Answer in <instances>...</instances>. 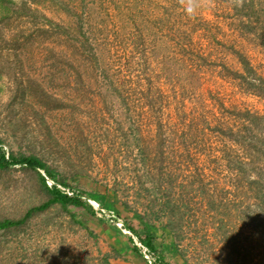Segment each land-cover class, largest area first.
<instances>
[{
	"label": "rangeland",
	"instance_id": "rangeland-1",
	"mask_svg": "<svg viewBox=\"0 0 264 264\" xmlns=\"http://www.w3.org/2000/svg\"><path fill=\"white\" fill-rule=\"evenodd\" d=\"M255 1L256 9L264 5V0ZM65 4L78 15H70ZM242 4V0L34 4L72 27L68 43L80 74L68 70L63 78L59 49L66 45L64 40L39 38L38 44L31 39L28 56L37 60L42 75L47 69L46 44L51 41L54 47L49 57L56 63L52 91L64 99L63 107L40 109L37 117L30 108L13 105L17 112L11 125L3 90L0 135L15 151L43 157L57 178L71 187L99 196H84L98 217L76 209L98 243L54 207L34 216L23 229L0 235V264H103V253L111 254V264H126L128 259L113 256L112 246L127 247V236L137 240L121 223L129 217L141 226L138 215L152 220L157 251L173 264H264V205L257 206L247 181L238 184L227 160L228 154L258 153L254 145L264 140V119L262 127L251 126L246 146L233 140V133L241 135L249 125L245 113L264 116V98L250 93L235 74L244 72L242 55L264 77V46L258 36L264 34V26L256 28L257 34L244 29L241 20L248 19L250 8ZM22 22L23 27L30 25ZM78 37L88 41L99 62L72 46L80 47ZM254 172L251 168L249 175ZM153 180L162 181L164 189L168 180L173 186L163 196L159 191L156 195ZM46 197L34 171L20 165L0 170V218L19 217ZM162 200L170 201L175 213L167 208L163 214ZM114 205L120 206V215L111 219L104 211L112 213L107 209ZM170 217L177 221L178 238L164 229Z\"/></svg>",
	"mask_w": 264,
	"mask_h": 264
},
{
	"label": "trees",
	"instance_id": "trees-1",
	"mask_svg": "<svg viewBox=\"0 0 264 264\" xmlns=\"http://www.w3.org/2000/svg\"><path fill=\"white\" fill-rule=\"evenodd\" d=\"M242 2L243 8H250V12L246 13L248 19L246 21L241 20L242 25L247 31L256 32L257 34L256 28L261 25V27L264 26V5L261 3L259 9H256L257 4L255 0H242ZM38 3L39 0H0V96L4 90V94L7 95L8 98L6 107L8 110L10 109L9 114L12 115L8 123H11L13 119L16 118L17 111L12 109L13 105H24L26 108L32 109L33 114L37 115V117H40V109L46 108L48 110H56L63 107L64 99L57 96L56 93H53L52 91L53 83L56 80V74L52 72V69L56 63H54L53 59H50L49 57L54 55V47L50 46L51 41L46 44V55H44L43 61H47V69L44 72V75H42L37 71V60L31 59L33 57L32 55L28 56L32 47L31 39L38 40V44H40L39 38H43V40L47 38L52 39L53 42H55V38L56 40H64L66 45H64L62 49H59V54L61 56L60 60H62V63L64 62V67L61 71L64 73L63 78L65 79L69 75L67 74L68 70H73V72H78V75L80 74V67L74 63V56L71 54L73 50L71 44L68 43L69 40L73 39L72 27L49 17L41 9L34 6V4ZM65 8L70 15H78L66 4ZM261 13L263 14V17H260ZM260 19L262 20L260 21ZM22 20L30 23V25L23 27ZM256 22H258V24ZM32 27L33 29L31 30ZM7 29H10L9 33L6 31ZM263 30L264 28H262V31ZM82 33L84 34V32ZM258 36L261 40L262 46H264V34L259 33ZM79 41L80 47H78L76 43H73L72 46L74 48H82V53L89 52L87 55L93 57L94 62H99V57H97L92 51V47L88 41L83 40L82 38H79ZM41 56L42 55H40V58ZM80 56V65L82 64L83 66L85 57L83 54ZM240 56L244 72H236V76L242 81V84L246 86V89L250 93L264 98V77L257 75L250 62L244 56ZM26 58L31 62L27 61ZM245 117L249 119V125L246 126L243 134L239 135V132L233 133L234 142L237 144L241 143L244 146H246L247 132L253 131L251 126L260 123L259 125L262 127L261 119H264V116L260 117L252 115L249 112L245 113ZM255 139L256 137L254 140ZM8 146L10 145L6 138L0 135V170H6L15 165H20L34 171L37 183L47 197L38 204L30 206L19 217L5 216L0 218V235L9 231L21 230L34 216L46 213L54 207H59L62 212L68 214L75 224H79L80 227L85 229L94 241L98 243L94 230L81 220L80 215L76 211V209H84L89 214L98 217L97 210H95L89 200L84 197L85 195L91 194H88L84 190L71 187L64 179L57 178L54 168L43 157L34 153L24 154L17 152L11 146ZM254 146L259 148L258 153L249 154L244 157L228 154L227 160L230 169L238 176V184H243L247 181L249 184L247 187L253 193V196L257 201V206L263 208L264 140L260 145L255 144ZM251 168L255 171L252 177L249 175V170ZM78 175L84 176L85 174L80 172ZM49 179L54 181L52 185H49ZM171 181L172 180H168L169 184L166 189H164L161 184L162 181L158 182L153 180V184L155 185H153L154 189H152V192L154 191L156 195L161 192V195L163 196L165 194L164 190L170 189L169 186H173ZM59 185L69 187L71 189H69V191L72 192V194H69L67 191L59 187ZM156 191L159 192L157 193ZM91 196L92 198L99 199L97 194H92ZM168 200H162V203H160L161 208L163 209H161V211H164L163 214H165L167 208L175 213L173 204ZM101 205L103 204L101 203ZM120 209V206L114 205L113 210L107 209V211H111L114 213V216L118 218L120 215ZM107 214H109V212H107ZM138 217L141 226L127 217L124 219V227L127 228L133 236H136L137 240L140 241L142 245L147 247L149 254L153 259V264H173L165 257L163 252L159 253V251H157V237L153 231L152 220L146 219L143 215H138ZM176 226V219L170 217L164 226V229H171L174 237L178 238L179 235L176 230L179 227L176 228ZM141 231L143 233H141ZM127 240L129 244L127 247L121 248L112 246V249L115 252L113 256L118 259H128L126 253L132 251L137 254L139 264H150L149 260L144 255L143 248L136 243L134 237L127 236ZM110 255V253H103L101 262H103V264H111Z\"/></svg>",
	"mask_w": 264,
	"mask_h": 264
},
{
	"label": "built area",
	"instance_id": "built-area-1",
	"mask_svg": "<svg viewBox=\"0 0 264 264\" xmlns=\"http://www.w3.org/2000/svg\"><path fill=\"white\" fill-rule=\"evenodd\" d=\"M48 182H49V181H48ZM50 185H52V184L50 183ZM65 191H67L69 194H72V192H70L69 190H65ZM100 214H101V213H100ZM102 214H103V213H102ZM104 214H107V212L104 211ZM107 215H109L111 219L116 218V216H114V213H109V214H107ZM121 224H122V227H123V226H124V223H121ZM124 230H125V229H124ZM128 232H129V231H128ZM136 243H137L139 246H141V247L143 248L144 255H145V257L149 260V263H150V264H153V259H152V257L150 256L147 247H145L144 245H142V243H141L140 241H138V240H136Z\"/></svg>",
	"mask_w": 264,
	"mask_h": 264
},
{
	"label": "crops",
	"instance_id": "crops-1",
	"mask_svg": "<svg viewBox=\"0 0 264 264\" xmlns=\"http://www.w3.org/2000/svg\"><path fill=\"white\" fill-rule=\"evenodd\" d=\"M126 256L129 260V262H125L126 264H139L138 257H137L136 253H133L132 251H130V252L126 253ZM119 259H121V258H119Z\"/></svg>",
	"mask_w": 264,
	"mask_h": 264
}]
</instances>
